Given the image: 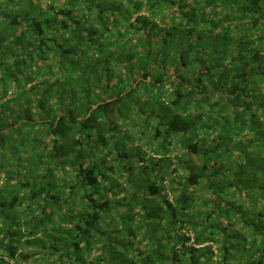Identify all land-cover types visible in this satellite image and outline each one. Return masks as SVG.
Here are the masks:
<instances>
[{"label":"trees","instance_id":"16d2710c","mask_svg":"<svg viewBox=\"0 0 264 264\" xmlns=\"http://www.w3.org/2000/svg\"><path fill=\"white\" fill-rule=\"evenodd\" d=\"M0 264H264V0H0Z\"/></svg>","mask_w":264,"mask_h":264},{"label":"rangeland","instance_id":"374dc122","mask_svg":"<svg viewBox=\"0 0 264 264\" xmlns=\"http://www.w3.org/2000/svg\"><path fill=\"white\" fill-rule=\"evenodd\" d=\"M61 2H62V1H61ZM61 2H59V4H60ZM189 2H190V1H189ZM57 4H58V2H57ZM59 4H58V5H59ZM259 87H260V85L258 86V88H259Z\"/></svg>","mask_w":264,"mask_h":264}]
</instances>
